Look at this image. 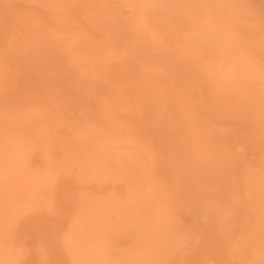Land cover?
I'll list each match as a JSON object with an SVG mask.
<instances>
[{"label":"bare ground","instance_id":"6f19581e","mask_svg":"<svg viewBox=\"0 0 264 264\" xmlns=\"http://www.w3.org/2000/svg\"><path fill=\"white\" fill-rule=\"evenodd\" d=\"M0 264H264V0H0Z\"/></svg>","mask_w":264,"mask_h":264},{"label":"clouds","instance_id":"9594fccd","mask_svg":"<svg viewBox=\"0 0 264 264\" xmlns=\"http://www.w3.org/2000/svg\"><path fill=\"white\" fill-rule=\"evenodd\" d=\"M215 70L220 76L225 79L234 76L241 71H257L254 66H252L246 61V58L244 57L243 53H240L231 60H226L225 62L218 64Z\"/></svg>","mask_w":264,"mask_h":264}]
</instances>
